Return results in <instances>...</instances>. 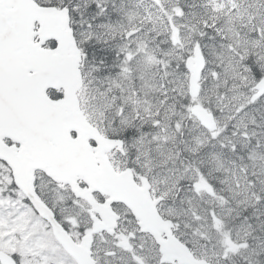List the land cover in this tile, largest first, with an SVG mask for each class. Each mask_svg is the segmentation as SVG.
<instances>
[{
  "label": "snow or ice",
  "instance_id": "obj_1",
  "mask_svg": "<svg viewBox=\"0 0 264 264\" xmlns=\"http://www.w3.org/2000/svg\"><path fill=\"white\" fill-rule=\"evenodd\" d=\"M0 264H264V0H0Z\"/></svg>",
  "mask_w": 264,
  "mask_h": 264
}]
</instances>
